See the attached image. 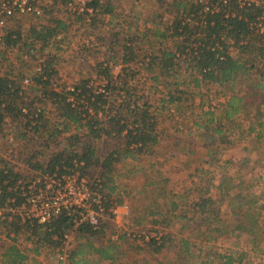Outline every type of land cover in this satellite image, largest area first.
<instances>
[{"label":"trees","instance_id":"obj_1","mask_svg":"<svg viewBox=\"0 0 264 264\" xmlns=\"http://www.w3.org/2000/svg\"><path fill=\"white\" fill-rule=\"evenodd\" d=\"M55 1L66 4L67 0ZM168 1L156 0L157 7L146 20L144 32L133 34L129 29L125 35L115 27L116 8L109 1H90L84 13L74 15L72 23L56 18L52 9L45 8L46 23L8 29L6 49L0 50V63L8 61L10 51L17 59L0 73V141L14 133L21 163L34 172L52 177L78 175L87 180L90 191L102 196L107 213L111 207L124 204L117 185V166L163 155L158 111L136 79L134 65L141 53L145 55L144 69L151 76L149 91L164 93L161 102L165 107L182 108L190 86L193 98L203 86H212L220 88L227 98L226 120L253 107L258 118L264 116V0L251 6H242L241 0ZM73 24L91 28V35L104 51L94 68L99 87L90 79L71 84L61 80L60 64ZM108 25L116 30L104 34L100 29ZM242 81L247 83V92L240 96L237 88ZM250 130L256 133V142L264 137V130L255 126ZM21 179L15 166L0 159V207L10 198L18 205L23 203ZM218 189L220 200L201 198L190 207L193 218L181 216L197 221L196 226L204 228L209 238L214 232L224 235L229 231L226 223L222 228L214 227L220 223L217 205L230 197L236 186L225 176ZM237 198L242 203L239 208L246 209L239 215L242 220L236 221L235 230L254 236L257 245L263 243L260 236L264 226L259 219L264 204L259 205L256 196L248 201L235 194L230 205ZM180 207L172 203V212ZM1 225L9 230L8 237L15 236L2 254L5 264H27L28 252L34 253L37 264L43 249L58 256L67 237L71 238L67 264L117 259L113 254L116 243H103L110 227L107 221L98 228L88 223L76 227L74 218L65 211L47 223L36 219L23 222L16 216ZM21 236L33 248L20 249ZM167 242L184 248L180 256L186 257L187 263L197 259L195 264H239L233 255L214 252L208 246L198 248L189 240L176 242L163 236L160 241L152 239L149 246L159 254ZM63 263L59 260L58 264Z\"/></svg>","mask_w":264,"mask_h":264},{"label":"rangeland","instance_id":"obj_2","mask_svg":"<svg viewBox=\"0 0 264 264\" xmlns=\"http://www.w3.org/2000/svg\"><path fill=\"white\" fill-rule=\"evenodd\" d=\"M104 1H109L115 6V27L121 30L123 35L128 34L129 29L133 34L144 32L146 20H150L157 7L156 0ZM39 3L44 9L42 18H18L13 25L29 28L39 21L46 23L48 15L45 8L52 9L56 18L73 22L75 14L66 9V4L59 1L57 3L55 0ZM166 20L171 18L167 17ZM147 26L153 28L151 24ZM100 30L107 34L116 29L114 25H108L102 26ZM91 34V28L73 24L71 39L65 44L66 51L60 64L62 82L71 84L84 78L90 79L95 87L101 86L94 68L98 60L103 58L104 51ZM143 48L145 46L141 45L140 49ZM144 58V53H141L140 60L134 65L136 79L140 83L139 89H145L144 94L158 111L163 155L143 157L139 162L128 160L117 166V185L119 195L124 198V204L113 206L117 207L116 213L110 211L106 214L104 221H107L110 227L103 242L104 246H114L116 243L113 254L117 259L115 262H99L96 259L91 264H195L197 259L187 263L186 257L180 256L184 254V248L179 244L172 246V242H167L161 253H153L149 243L152 237L157 240V236H168L176 242L189 240L198 248L208 246L214 252L233 255L239 264H264V234L260 236L263 243L257 245L254 243V236L235 230L236 221L242 220L239 215L246 207L239 208L242 205L240 198L233 202L234 205H230V200L233 201L235 194L246 197L248 201H252L256 196L259 198L258 204H264V137L256 142V133L250 130L254 126L257 130H264V127L258 126L259 123L264 124V116L258 118L253 107L232 120H226L224 109L227 98L223 96L220 88L212 86H203L196 91L198 96L194 98L191 95L193 87L190 86L183 97L186 101L182 108L177 105L165 107L161 102L164 93L153 94L149 91L151 76L144 69ZM7 59V62L2 60L0 63L1 74L6 66L17 62L15 53L11 51ZM246 86V82L240 83L237 88L240 96L247 92ZM18 150L14 133L0 141V159L15 166V172L22 176V182L30 184L41 178V173L34 172L21 163ZM225 176L232 178L236 189L231 190L230 197L218 203L220 223L214 227L222 228L223 223H226L229 225V231L224 235L214 232L209 238L204 228L196 226L197 221L182 219L181 216L187 214L189 218H193L190 207L201 198L213 197L220 200L218 186ZM172 203L181 206L176 213L172 212ZM259 221L264 226V210L261 211ZM1 224L2 222L0 264H5L2 254L13 243L15 236L12 234L8 237L9 230ZM146 234L151 236L149 241L142 237ZM122 235L126 236L119 239ZM18 246L22 250L33 248L25 241L24 236L19 237ZM27 254H30L27 264H35L34 253ZM36 260L37 264L59 263L58 256H53L46 249L41 250ZM214 264H217V261Z\"/></svg>","mask_w":264,"mask_h":264},{"label":"built area","instance_id":"obj_3","mask_svg":"<svg viewBox=\"0 0 264 264\" xmlns=\"http://www.w3.org/2000/svg\"><path fill=\"white\" fill-rule=\"evenodd\" d=\"M41 1L47 0H0V50L6 49L4 44L6 30L15 26L13 24L16 19L43 17L44 9L39 3ZM90 1L92 0H68L65 6L73 14H82L87 10ZM241 1L242 6L258 3L257 0ZM41 178L30 184L19 182L24 201L18 205L15 198H10L4 207H0V222H10L18 216L23 222L36 219L41 223H47L66 211L74 218L76 227L88 223L98 228L103 223L107 209L103 206L101 195L90 191L87 180L81 179L78 175L52 177L42 174ZM116 210L117 207L110 209L112 213H116ZM142 237L149 241L151 236L146 234ZM156 239L160 241L161 238L157 236ZM66 240L65 248L58 253L59 260L63 262L67 260L71 238L67 237Z\"/></svg>","mask_w":264,"mask_h":264}]
</instances>
